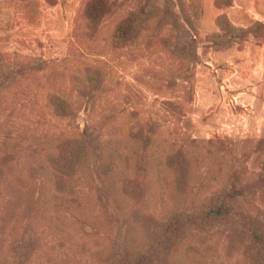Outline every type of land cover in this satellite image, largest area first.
<instances>
[{
    "label": "rangeland",
    "instance_id": "1",
    "mask_svg": "<svg viewBox=\"0 0 264 264\" xmlns=\"http://www.w3.org/2000/svg\"><path fill=\"white\" fill-rule=\"evenodd\" d=\"M90 1L0 0V59L22 74L0 93V264H117L120 252L264 264V0H173L194 56L178 50L162 0L119 44V24L147 0H104L97 26ZM95 69L104 85L89 103L77 92ZM52 96L72 115L57 116ZM86 126L102 161L59 176L54 160ZM215 196L227 219L204 233L197 212L152 245L160 223Z\"/></svg>",
    "mask_w": 264,
    "mask_h": 264
},
{
    "label": "trees",
    "instance_id": "2",
    "mask_svg": "<svg viewBox=\"0 0 264 264\" xmlns=\"http://www.w3.org/2000/svg\"><path fill=\"white\" fill-rule=\"evenodd\" d=\"M162 1L163 9L161 12L165 14L164 18H166V20L169 21L178 32V39L175 41L178 50L183 55L191 53L189 56H194L195 38L190 32V28L192 27L191 20L188 18H183L181 21V14L175 13L173 11L175 5L173 0ZM105 6L106 3L104 0H91L85 8V10L88 9V16L93 21L94 25H98L97 23L102 17V11L105 9ZM156 11H158V8L156 7L153 0L139 2L136 5V9L133 10L127 17H125L124 20L119 24L115 34L116 43L119 44V42L125 40L133 42L138 37V32H136L138 25L151 23L156 15ZM36 63L37 62H34L33 65H37ZM92 73L93 74L87 78L86 86L77 92L81 98L86 97V101L89 103L94 102V96L102 91L104 85L103 73L98 69H95ZM21 76L22 74L18 71L17 67H10L2 59H0V93L4 89L11 87L15 81L21 78ZM50 102H52L54 113L57 116L64 118L72 115V112L68 108V104L63 99L52 96L50 98ZM100 137V131L98 129L89 126L84 127L79 139L71 140L64 145L61 151H59L58 158L57 160H54L55 162H53L52 168L59 176L66 175L73 177V175L79 171L78 169L87 162H90L96 166V164L101 162L103 159V149ZM172 157L175 158L176 155ZM178 157H180V155H178ZM180 160V177L185 178L184 172L187 171V163L185 158L181 157ZM169 166L172 170L176 169L173 164H169ZM105 167L106 166H104V168ZM219 201L220 197L215 196L211 198L207 204L200 207L199 210H195L196 212L176 214V217L173 216L165 223H160V234H152L154 237L152 245L154 246V244H156V242L161 239L158 237L161 234L168 233L170 230H173V232H182L185 230L187 223L194 224V222H192V220H195L193 215H195L197 212H199L201 218L198 216H195V218L196 220H200L202 222L201 225L203 226V232H210V230L213 229V226H218L220 221L228 218L226 215L227 211L225 210L227 209L226 206ZM231 209H234V205L231 206ZM228 222L230 225L232 224L234 228H237L235 223H239L236 222V220H234V222ZM255 238L258 244H260L261 240L263 239L262 236L259 235H256ZM261 245L264 247L263 243ZM259 250L263 251L261 247ZM144 253L146 252H142L138 257H134L128 252H120L118 258H116L117 264H144ZM263 254L264 252L260 253L261 261H264ZM136 258L138 263L134 262V259Z\"/></svg>",
    "mask_w": 264,
    "mask_h": 264
}]
</instances>
